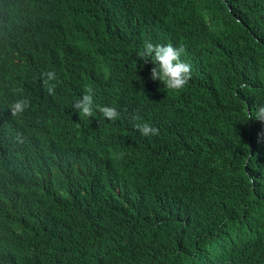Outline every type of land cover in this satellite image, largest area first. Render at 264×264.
Masks as SVG:
<instances>
[{
  "label": "trees",
  "instance_id": "16d2710c",
  "mask_svg": "<svg viewBox=\"0 0 264 264\" xmlns=\"http://www.w3.org/2000/svg\"><path fill=\"white\" fill-rule=\"evenodd\" d=\"M36 1L0 0V264L95 250L103 264H264V123L247 120L264 104V0H71L84 16L76 37L90 24L106 37L82 85L50 27L22 20ZM145 41L183 46L191 65L164 100L148 97L168 92L147 79ZM45 71L57 74L54 94ZM85 85L120 117L80 116ZM20 99L29 107L14 117ZM72 114L93 157L49 142ZM144 122L159 134L141 135ZM145 191L152 208L138 202Z\"/></svg>",
  "mask_w": 264,
  "mask_h": 264
},
{
  "label": "clouds",
  "instance_id": "9594fccd",
  "mask_svg": "<svg viewBox=\"0 0 264 264\" xmlns=\"http://www.w3.org/2000/svg\"><path fill=\"white\" fill-rule=\"evenodd\" d=\"M84 19L82 10L71 0H37L22 11V20L31 26L48 25L52 31L53 44L58 51L59 62L71 74L76 85H82L89 74L95 55L105 49L106 37L95 26L90 24L88 31L81 38H77V30ZM185 49L183 46L174 47L169 44H153L145 41L142 51L137 56L147 66V79L160 91L168 92L165 95L158 91H149L148 97L164 100L171 91L182 90L191 79V65L181 60ZM125 76L128 70H123ZM43 86L49 94H54L58 82L54 71L41 73ZM95 90L85 85L84 90L73 102L74 109L82 117L101 116L108 121H115L120 112L115 106L98 105L95 102ZM29 107L25 99L16 100L11 106L12 116L21 115ZM79 115L63 117L49 133V142L52 147H68L76 152L90 155L91 138L82 126ZM138 119V118H134ZM255 119L264 123V104L255 110L249 111L247 120ZM134 127L143 136L158 135L159 130L147 122L136 123ZM258 143H264V132L258 134ZM94 163L100 168L109 166L108 161L96 157ZM138 202L146 208H152L153 194L150 191L137 195ZM85 229L83 232H89ZM100 251L95 250L91 255L80 258H65L54 264H103Z\"/></svg>",
  "mask_w": 264,
  "mask_h": 264
},
{
  "label": "bare ground",
  "instance_id": "6f19581e",
  "mask_svg": "<svg viewBox=\"0 0 264 264\" xmlns=\"http://www.w3.org/2000/svg\"><path fill=\"white\" fill-rule=\"evenodd\" d=\"M61 65V64H60ZM62 66V65H61Z\"/></svg>",
  "mask_w": 264,
  "mask_h": 264
},
{
  "label": "water",
  "instance_id": "95a60500",
  "mask_svg": "<svg viewBox=\"0 0 264 264\" xmlns=\"http://www.w3.org/2000/svg\"><path fill=\"white\" fill-rule=\"evenodd\" d=\"M247 109V108H246Z\"/></svg>",
  "mask_w": 264,
  "mask_h": 264
}]
</instances>
